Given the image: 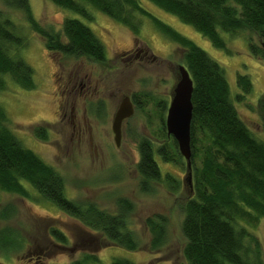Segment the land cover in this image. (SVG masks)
<instances>
[{
	"label": "rangeland",
	"instance_id": "rangeland-1",
	"mask_svg": "<svg viewBox=\"0 0 264 264\" xmlns=\"http://www.w3.org/2000/svg\"><path fill=\"white\" fill-rule=\"evenodd\" d=\"M139 1L151 14L191 38L224 66L236 107L257 138L264 140L263 119L257 106L264 94V60L253 56L250 50V39L260 43L257 34L248 30L235 35L221 31L233 49L228 53L216 48L196 28L174 14L150 0ZM30 3L34 17L50 31L62 30L65 18L75 17L87 23L106 46L109 59L104 65L87 58L63 55L54 59L44 38L32 28L25 13L8 8L5 1L0 0V8L14 19V30L25 44L16 48L14 55L32 65L35 81L34 88L26 89L6 74V88L0 91V105L8 114L9 127L26 147L65 177L69 198L84 204L95 202L111 212L117 210L119 198L126 197L134 203L131 227L140 248L130 250L98 234L105 243L96 250L99 257L96 264H112L114 258H128L137 264H188L183 255L187 239L181 228L182 206L191 193L194 164L189 170L185 158L184 165L179 167L165 163L157 156L164 171L168 169L185 181L178 193L153 181L150 183L152 191H143L142 176L136 166L140 158L139 139L152 136L153 129L160 124V111L155 106V99H166L167 107L170 103L178 66L183 64V50L148 15L139 13L141 28L135 34L91 4L89 7L95 16L93 21L51 0H30ZM133 45L147 49V55L130 62L123 61L120 53ZM239 74L248 75L253 83L252 92L244 101L235 97L240 92ZM86 75H90L92 80L87 98L77 99L75 93L63 96V89L67 92L85 91L86 79L83 77ZM135 92L150 93L146 97L147 113L135 107L134 114L123 123V137L118 146L112 129L113 119L122 98L126 95L132 97ZM100 101H103L104 108L99 111L97 104ZM73 105L76 106L77 118L72 120ZM147 114L151 117L150 124ZM36 126L48 128L49 139L38 137L34 131ZM200 163L198 157L196 164ZM26 185L30 197L0 190V264H68L96 246L91 239H85L84 231L87 229L78 219L43 198L31 184ZM161 214L168 219L166 242L161 248H153V235L145 221ZM54 225L69 237L65 250L53 242L52 251H49V243L52 242L48 230ZM253 230L264 258V220Z\"/></svg>",
	"mask_w": 264,
	"mask_h": 264
},
{
	"label": "trees",
	"instance_id": "trees-1",
	"mask_svg": "<svg viewBox=\"0 0 264 264\" xmlns=\"http://www.w3.org/2000/svg\"><path fill=\"white\" fill-rule=\"evenodd\" d=\"M4 1L8 8L25 13L32 28L44 38L54 59L63 55L87 58L102 65L108 62L106 46L81 19L65 18L62 30L50 31L34 17L30 0ZM51 1L93 21L91 4L135 34L141 28L139 13L148 15L179 45L183 50L182 63L194 81L191 125L194 182L182 206L181 228L187 239L183 255L188 264H264L261 245L253 230L264 220V140L257 138L236 107L224 66L191 38L151 14L139 0ZM150 1L192 25L216 48L228 53L233 49L221 31L232 35L245 30L254 32L260 43L250 39L251 53L264 60V0ZM15 28L14 19L0 8V91L6 88V74L23 88L35 87L34 68L24 58L14 55L16 48L25 46ZM238 85L240 92L235 97L244 101L252 92L253 83L248 75L239 74ZM147 96L150 93L135 92L132 95L136 107L145 113ZM154 103L160 111V124L152 131L154 137L142 136L138 141L140 158L136 166L142 176L141 188L151 192L150 183L153 181L178 193L185 181L168 169L164 171L157 156L163 162L179 167L184 165V156L176 139L167 132L166 99H155ZM97 106L99 111L103 110V101ZM257 106L264 131V94ZM147 115L150 124L151 117ZM8 121V114L0 105V190L30 197L26 183L31 184L43 198L54 202L86 227L85 239H91L96 246L68 264H96L99 260L96 250L105 243L98 234L127 249L140 248L131 227L134 203L130 199L119 198L117 210L111 212L95 202L84 204L69 198L65 177L26 147L9 127ZM34 131L42 139L50 137L49 129L44 126H36ZM198 157L200 165L196 164ZM145 222L153 235L151 246L161 248L168 232L167 217L154 215ZM48 231L52 242L48 245L49 251L55 243L59 249L68 248L70 240L64 231L55 225ZM112 264L137 263L128 258H114Z\"/></svg>",
	"mask_w": 264,
	"mask_h": 264
},
{
	"label": "water",
	"instance_id": "water-1",
	"mask_svg": "<svg viewBox=\"0 0 264 264\" xmlns=\"http://www.w3.org/2000/svg\"><path fill=\"white\" fill-rule=\"evenodd\" d=\"M177 72V82L172 92L165 123L168 135L173 136L178 142L180 152L187 161L188 169L191 170L193 157L191 125L193 118L192 95L194 81L185 65L180 64ZM134 112L135 104L131 96H124L112 123L115 141L118 146L121 144L123 137V123ZM190 175L189 181L191 183Z\"/></svg>",
	"mask_w": 264,
	"mask_h": 264
},
{
	"label": "flooded vegetation",
	"instance_id": "flooded-vegetation-1",
	"mask_svg": "<svg viewBox=\"0 0 264 264\" xmlns=\"http://www.w3.org/2000/svg\"><path fill=\"white\" fill-rule=\"evenodd\" d=\"M120 55H121V58H122L123 61H129L130 62V61H132V59H134V58L136 59V57H140L142 55L146 56L147 55V49H143L142 47H138L136 45H133V47L131 49L120 53ZM115 66H116V64H115ZM86 76H87V78H86ZM86 76L83 77L84 79H86L85 91L78 92V91H75V90H71V91L67 92V91H65L63 89L62 90L63 96H66V94L69 96L70 93H75L77 99H79V97L87 98L88 94L91 92L92 80H91V76L90 75H86ZM132 101H133V99H132ZM135 107H136V104H135ZM70 117L72 118V120L77 118L76 106H74V105L72 107Z\"/></svg>",
	"mask_w": 264,
	"mask_h": 264
}]
</instances>
